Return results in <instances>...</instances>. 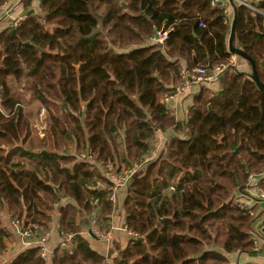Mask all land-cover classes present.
Here are the masks:
<instances>
[{"label": "trees", "instance_id": "trees-1", "mask_svg": "<svg viewBox=\"0 0 264 264\" xmlns=\"http://www.w3.org/2000/svg\"><path fill=\"white\" fill-rule=\"evenodd\" d=\"M34 1L20 2L30 11ZM36 1L37 14L0 34V205L12 222L22 230L35 226L34 238L41 237L63 198L69 203L58 220L60 235L76 233L77 209L108 232L112 184L101 169L118 172L148 158L159 131L163 149L123 200L125 227L135 237L110 264H227L228 254H259L251 242L257 218L235 201L248 175L264 172V92L228 62L224 5ZM235 8L233 46L254 61L264 84V0L255 5L259 13ZM156 33L165 35L161 47L153 44ZM208 65L227 67L221 90L202 87L180 124L164 100L182 74ZM24 100L46 110L41 139L32 134ZM83 152L92 159L78 160ZM20 156L28 158L27 169ZM73 242L70 252L54 250L51 264H106L83 238ZM11 264L46 261L31 245Z\"/></svg>", "mask_w": 264, "mask_h": 264}, {"label": "crops", "instance_id": "crops-1", "mask_svg": "<svg viewBox=\"0 0 264 264\" xmlns=\"http://www.w3.org/2000/svg\"><path fill=\"white\" fill-rule=\"evenodd\" d=\"M20 1L21 0H5V2L0 5V34L9 26L10 22L16 20L17 18L27 16L28 11L23 9ZM35 1L32 4L33 8L34 6L38 7V2ZM218 1H220L221 4H223L225 7V14L229 26L231 27L232 22L234 20L235 12L231 7L230 0H218ZM261 1L263 0H233L234 5L236 7L242 6L256 13H259L260 11H258L255 8V5L259 4ZM31 10L34 12L33 9ZM228 38H227V42H228ZM228 62H230L231 66H233L234 70H236L238 73H242L248 77L250 76L251 74L250 64L243 58L231 54V56L228 59ZM218 81L219 80L205 83L199 87H195L193 90L188 91L183 95L173 98L167 104V107L169 111L174 115L176 121L180 124H182L185 121L188 108L190 107V104L192 102V98L195 94L199 92V90L202 87L207 88L212 93H218L221 90V85L219 84L220 82ZM28 116L31 118V115ZM44 125H46V123L38 124L37 121H34V117H32V121L30 120L32 134L34 135V132H37V135H34L36 138L41 139L45 134L46 129L44 128ZM168 135H171V133ZM186 137H187L186 133L182 134L181 136V138H186ZM165 141H166V137H164L161 132L157 131L156 144L153 147L154 148L153 153L150 155L156 158V156L163 149ZM25 144L26 143H24V145ZM5 151L7 153L9 149L7 148ZM19 158L24 162H26V164H23V166L25 169H27L28 158H26V156H22V157L20 156ZM77 158L79 160V157ZM145 165L139 167V169L136 172V177H138V175H141L143 173V170H145ZM123 169L124 168L122 166L121 170ZM102 170L103 169H101V172ZM126 189L127 188H123L117 196V202L114 207V212L110 218V228L109 230H107L108 232H106L109 233V239L107 241H99L93 236H91L90 235L91 231L94 228L98 229L96 224L86 212L79 209H77L76 212V218H75L76 233L86 241V243L90 246V248L93 251H95L105 259L106 264H110L111 261L119 254V252L122 249L126 247V245L132 239V235H130V232L126 229L125 221H124L123 200L125 198ZM66 203L69 202L62 198L58 202L57 206L54 208L55 211L53 212L52 215V222L48 232V238L45 243L46 244L45 246L49 252L48 259L46 260V264H51L52 253L54 252V250L58 248L60 244V233L58 231L57 224L61 212L63 210V207L65 206ZM70 203L72 202L70 201ZM0 221H1L0 231H5L9 235V238L0 237V239L4 240V244H5V250L1 251L0 253V264H11L14 258L19 254H21L30 245H28L25 242V240L13 228L12 218L10 217V214L8 213V210L5 205H0ZM242 257L243 256H241L240 258ZM240 258H238V262ZM242 264H264V252H261L259 254L244 256Z\"/></svg>", "mask_w": 264, "mask_h": 264}, {"label": "built area", "instance_id": "built-area-1", "mask_svg": "<svg viewBox=\"0 0 264 264\" xmlns=\"http://www.w3.org/2000/svg\"><path fill=\"white\" fill-rule=\"evenodd\" d=\"M217 0H212V4H215ZM27 16H23L17 18L10 22L13 28L18 27L23 21H25ZM200 27H204L200 24ZM165 39V35L162 33H158V40H152L153 44L162 43ZM226 66L217 65L212 68V70H208V68L196 67L192 70V75L188 73L182 74V81L179 86L175 89L174 95L164 100V103L168 104L173 98L183 95L188 91L193 90L195 87H199L205 83L211 81H217L220 76L223 74ZM81 160H91L92 156L90 153H83ZM154 156H149L148 158H144L140 163H134L131 165L129 169H123L118 172H105V177L111 182V190L109 195V201L111 203H115L117 200V196L122 187H125L130 184L136 177V172L140 166L147 164L149 161L153 160ZM170 192L174 191V188H169ZM247 196H243L245 201L241 199H237L235 201L236 207L241 212H246L249 216L257 218L255 220L254 231L252 232L251 242L256 252H264V172L261 174H250L247 178V186H246ZM253 207L257 208L259 215H253L252 209ZM12 226L15 231L25 240L28 245H38L40 249V257L43 260L48 259V250L46 248V240L48 238V233L44 234L41 237L34 238L36 234L37 228L33 226L32 228H25L22 230L19 228L18 222H12ZM21 231V233H20ZM91 235L99 241H107L109 239V233H99V230L94 228L91 231ZM132 237H135L133 233H130ZM74 236H79L77 233L75 234H64L60 235V244L59 248L65 251H71L74 249ZM260 252V253H261ZM240 256H238L239 258ZM238 258L234 255H226V259L231 264H239Z\"/></svg>", "mask_w": 264, "mask_h": 264}, {"label": "water", "instance_id": "water-1", "mask_svg": "<svg viewBox=\"0 0 264 264\" xmlns=\"http://www.w3.org/2000/svg\"><path fill=\"white\" fill-rule=\"evenodd\" d=\"M204 1H207L209 3L212 2V0H204ZM116 2H121V0H116ZM121 4H122L123 8H125L123 3H121ZM230 4H231V7L233 8V10L235 12V15H234V20L232 22V25L230 27L229 38H228V42H227L228 50H229L230 54L237 55V56L243 58L244 60H246L250 64L251 74L249 77L252 80V82L255 84L257 89L261 92H264V84L261 83L259 78H258L254 61L247 54H245L244 52H242L240 50L235 49L233 46L234 29H235V21H236V8H235L233 0H230ZM31 14H33L32 10L27 12V16H30ZM14 33H15V31L11 30V35H14ZM154 40H156V41L158 40V34L157 33L154 36ZM157 45L159 47H161V43H157ZM207 68H208V70H212V67L210 65H208ZM55 191L57 192V188H55ZM20 233H21V231H20ZM90 235H91V233H90Z\"/></svg>", "mask_w": 264, "mask_h": 264}, {"label": "rangeland", "instance_id": "rangeland-1", "mask_svg": "<svg viewBox=\"0 0 264 264\" xmlns=\"http://www.w3.org/2000/svg\"><path fill=\"white\" fill-rule=\"evenodd\" d=\"M36 2V1H35ZM32 9L34 10V12H36V14L38 13V8L36 7V6H34V8L32 7ZM23 108L25 109V112L28 114V115H31V118H30V120L32 121V117H34V121H37V123L38 124H42V123H46L45 122V116H46V110L44 109V107L42 106V107H40L39 108V105L38 104H35V103H32V104H28V102L26 101V100H24V104H23ZM44 128L46 129V131H47V123H46V125H44ZM34 135H37V132H34ZM84 153V152H83ZM83 153H80V154H78L77 155V157H81V155L83 154ZM105 172H109V173H113V171L111 172V171H104V170H102V173H103V175L105 174ZM254 174V173H253ZM105 176V175H104ZM247 183V182H246ZM128 186V185H127ZM127 186H125V187H122L121 189H120V191L123 189V188H127ZM246 186H247V184H246ZM170 190V189H169ZM119 191V192H120ZM170 192V191H169ZM248 194H247V192H246V187L244 188V192H243V194L241 195V196H239L237 199H241L242 201H245L244 199H243V196H247ZM116 202H117V200H116ZM116 202L115 203H112L113 204V206L115 207V205H116ZM57 204L58 203H56V204H54V208L57 206ZM254 208V207H253ZM252 212H253V215H259V212L258 211H254L253 209H252ZM251 217V216H250ZM252 218H255L254 216L252 217ZM93 220V219H92ZM96 224V223H95ZM96 226H97V224H96ZM98 228V227H97ZM99 230V229H98ZM101 231L99 230V233H100ZM101 233H106V232H101ZM234 256H236V258H238V256L239 255H234ZM240 258V257H239ZM243 259H244V257H242V258H240V260H239V264H242L243 263ZM227 264H231L229 261H228V263Z\"/></svg>", "mask_w": 264, "mask_h": 264}]
</instances>
